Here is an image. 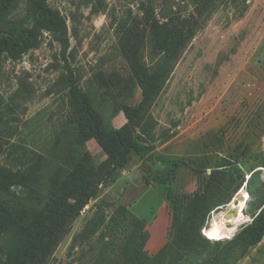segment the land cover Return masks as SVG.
I'll use <instances>...</instances> for the list:
<instances>
[{
    "label": "rangeland",
    "instance_id": "obj_1",
    "mask_svg": "<svg viewBox=\"0 0 264 264\" xmlns=\"http://www.w3.org/2000/svg\"><path fill=\"white\" fill-rule=\"evenodd\" d=\"M46 5L57 14L56 24L16 58L0 59V264H15L1 260L9 215H28L25 227L40 229L48 216L28 213L35 198L40 207L47 199L31 190L51 187L54 166L67 171L65 180L82 152L100 168V193L79 210L45 264L86 262L83 246L72 248V238L99 200L106 202L108 216L125 206L144 219L148 254L174 237L165 264H187L186 251L200 262L211 260L217 251L207 245L193 256L191 240L230 241L264 201V0ZM25 7L22 0L14 15L24 17ZM84 104L118 131L105 139L108 151L83 133ZM131 140L145 144L147 152L131 148ZM195 170L206 185L199 187ZM241 191L247 194V219L229 237L208 235L212 220L235 209L231 204ZM197 192L167 238V193ZM161 229L164 243L151 251V232L159 237ZM234 264H264V235Z\"/></svg>",
    "mask_w": 264,
    "mask_h": 264
},
{
    "label": "trees",
    "instance_id": "obj_2",
    "mask_svg": "<svg viewBox=\"0 0 264 264\" xmlns=\"http://www.w3.org/2000/svg\"><path fill=\"white\" fill-rule=\"evenodd\" d=\"M22 0H0V59L16 58L24 47L33 45L39 38L41 31L56 24L57 14L47 7L46 0H26V14L24 17L16 16ZM82 122L92 136L106 148V138L117 137V130L112 129L109 122L102 119V116L92 114L84 104L79 111ZM118 142L124 143L119 138ZM127 144L137 152H147V146L136 140L128 141ZM108 151V150H107ZM174 165L176 162L172 161ZM100 168L95 166L85 152L78 155L72 165V172L65 179L70 180L72 185L65 183L64 177L67 171H62L61 166H54V176L48 177L47 183L51 187L46 190L42 186H37L32 191L34 197H44L46 200L43 207H40L39 200H33L36 204L29 215L33 218L39 214L47 219L42 227L33 231L31 227L26 228L25 222L28 215L19 211H14L9 215L7 225V236L3 242V259L12 260L15 264H45L56 245L67 233V228L76 218L79 210L89 202L97 198L100 193L99 179ZM255 172V171H254ZM250 178H252L253 173ZM174 173L173 169L168 173L167 178ZM199 187L205 181L199 172L195 170ZM45 178V177H44ZM63 180V181H62ZM165 180L162 179L161 183ZM208 182L205 181V185ZM252 194V189H248ZM199 192V191H198ZM195 194H175L167 193L170 204L171 222L167 233V238L172 237V232L176 229L177 223L185 218L191 208V202ZM226 198L217 205L226 203ZM260 211L254 216L252 222L244 227L233 239L225 243H209L207 239H193L190 244V254L193 256L201 254L207 245L217 253L211 260H197L188 256L185 252L184 259L187 264H234L245 254L248 247L257 244L264 235V201L258 207ZM148 239V232L145 229L144 219L132 214L127 207L121 206L118 210L108 216L106 213V202L99 200L93 205L92 213L86 219L83 228L73 236L72 248L83 246L82 257L88 259L82 264H165L167 252L171 242L167 241L154 254H148L145 244ZM219 251H224L222 256ZM192 258V259H191ZM67 264H72L69 262Z\"/></svg>",
    "mask_w": 264,
    "mask_h": 264
},
{
    "label": "bare ground",
    "instance_id": "obj_3",
    "mask_svg": "<svg viewBox=\"0 0 264 264\" xmlns=\"http://www.w3.org/2000/svg\"><path fill=\"white\" fill-rule=\"evenodd\" d=\"M247 194L244 191L239 192L234 199V203L231 204V209L228 214H220V218L212 220L211 229L207 230L208 235L214 236L218 239L229 237L235 230L236 226L244 222L247 217L242 213V207L245 205ZM242 224V223H241Z\"/></svg>",
    "mask_w": 264,
    "mask_h": 264
},
{
    "label": "crops",
    "instance_id": "obj_4",
    "mask_svg": "<svg viewBox=\"0 0 264 264\" xmlns=\"http://www.w3.org/2000/svg\"><path fill=\"white\" fill-rule=\"evenodd\" d=\"M161 230H162L161 232L160 231L158 232L159 237L158 236L157 237L154 236L153 235L154 232H151V236H150V239H149V242H148V246H149L151 251H155L156 249H158L164 243L165 235L162 236L164 231H163V229H161ZM161 236H162V239H160Z\"/></svg>",
    "mask_w": 264,
    "mask_h": 264
},
{
    "label": "water",
    "instance_id": "obj_5",
    "mask_svg": "<svg viewBox=\"0 0 264 264\" xmlns=\"http://www.w3.org/2000/svg\"><path fill=\"white\" fill-rule=\"evenodd\" d=\"M247 194H248V196H249V192H247ZM246 202V201H245ZM242 213L244 214V215H246L245 214V210L242 208Z\"/></svg>",
    "mask_w": 264,
    "mask_h": 264
}]
</instances>
